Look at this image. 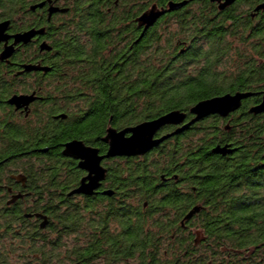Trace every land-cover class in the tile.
I'll return each mask as SVG.
<instances>
[{"label":"flooded vegetation","instance_id":"flooded-vegetation-1","mask_svg":"<svg viewBox=\"0 0 264 264\" xmlns=\"http://www.w3.org/2000/svg\"><path fill=\"white\" fill-rule=\"evenodd\" d=\"M196 1L210 2L0 0V264L20 262L24 256L22 253L27 251L22 241L29 238L38 242L42 240L51 252L46 256L48 259L41 261V256L29 254L32 252L29 247L26 258L30 264H78L77 261L69 263L64 249L60 250L59 259L54 258L56 255L52 252L51 245L56 241L64 245L68 242L64 222L69 210L87 203L111 205L115 200L127 204V197L122 198L113 188L115 165L127 163V159L141 162L155 152L153 149L142 156L107 157L110 150L108 131L123 130L111 125L104 132L100 131V124L94 116L95 107L101 104L99 91L104 85L110 87V73L127 67V56H115V51L116 47L125 50L129 23L140 35L156 30L161 42L159 70L167 66L164 72H169L170 67L174 70L179 67L180 61L187 59L196 45H206L211 29L209 22L199 30L195 29ZM245 1L237 0L224 10V32L232 43H239L232 39L233 24L243 27L247 23L248 29L239 30L240 35L245 33L247 40L256 28L259 13L255 12L256 8L244 7ZM210 3L219 9L218 3ZM172 4L184 6L168 11ZM152 9L162 15L152 28L145 30L137 20ZM234 11L237 13L231 16ZM233 18L235 21H231ZM245 18L251 20L245 22ZM169 28L175 32L171 36ZM94 35L102 37L101 46L94 43ZM84 46L88 48L86 53L83 52ZM240 46L241 43L235 46L236 51ZM72 50L76 51L73 55L69 53ZM90 65L94 66L95 74L92 85L84 79ZM67 93L75 94L69 96ZM251 97L242 101L238 111L226 117L212 115L200 122L214 118L213 133L220 134L214 137L218 144L212 147L210 158L220 157L226 163L242 160L244 170L256 178L252 181L253 186L264 188V153L257 150L255 155H245L242 131L236 134L237 142L233 138L222 139L220 133L231 131L232 117L241 113L243 104ZM184 114L186 120L183 124L163 127L155 140L171 135L167 133H176L195 119L191 112ZM198 123L186 130L193 129ZM72 143H80L99 160L98 172L85 167L83 158L76 159L67 154V146ZM216 147H229L233 152L214 154ZM233 172L229 174V180L241 185L242 191L246 177L236 171L235 180ZM177 173L176 168L171 169L169 174L161 176V181L165 185L174 182L184 187ZM224 176L228 179V174ZM90 178H97L95 190L91 194L77 192L84 184L90 183ZM244 194L249 195V192L241 195ZM101 213L96 212L97 220L103 222L97 231L100 237L106 230L105 225L110 231L114 226L113 211L107 213L104 221ZM103 258L98 256L96 264H102Z\"/></svg>","mask_w":264,"mask_h":264},{"label":"trees","instance_id":"trees-1","mask_svg":"<svg viewBox=\"0 0 264 264\" xmlns=\"http://www.w3.org/2000/svg\"><path fill=\"white\" fill-rule=\"evenodd\" d=\"M195 5V29L209 22L211 36L206 45H196L192 54L180 61L175 70L170 67L169 72H164L167 66L159 70L161 42L156 30L140 35L128 22L127 46L125 50L116 47L115 51V56H127V67L110 73V87L104 85L99 91L101 104L95 107L94 116L100 131L111 125L124 131L172 112L190 114L202 101L252 94L241 113L232 117L231 131L220 133L222 139L236 141V134L242 131L245 155H255L257 150L262 154L264 114L255 116L248 111L261 102L264 92V10L258 12L249 40L245 33H239L240 29H248L247 23L243 27L232 25V39L242 45L236 51L239 43H232L224 32L226 12L206 1H196ZM243 5L255 9L264 5V0H247ZM249 20L245 18V22ZM169 30L171 36L174 29ZM93 37L94 43L101 46L102 37ZM87 51L84 46L83 52ZM93 68L90 65L89 74H84L90 85L95 79ZM213 119L178 135L167 133L171 137L141 162L127 159V163H117L113 188L122 198L127 197V204L115 200L111 205L73 206L64 222L67 246L59 240L52 244L54 258L59 259L60 250L64 249L69 263L78 264H96L98 256L104 257L102 264H217L219 255L224 257L219 264H238L234 258L240 255L245 260L242 264H264V188L253 186L256 178L244 170L242 160L226 163L220 157L210 158L212 147L218 144L214 137L220 135L213 133ZM174 168L184 187L161 181V176ZM231 171L235 180L236 171L248 178L242 191L241 185L229 180ZM227 174L228 179L223 178ZM248 192L249 195H241ZM195 208L200 209L199 213L186 221ZM109 211L114 213L113 231L104 224L105 232L97 236L103 222L97 220L96 212H102L100 217L104 221ZM22 242L27 251L22 253L21 261L5 264H30L26 258L29 247L30 255L41 256V261L48 259L51 252L42 240L29 238Z\"/></svg>","mask_w":264,"mask_h":264},{"label":"water","instance_id":"water-1","mask_svg":"<svg viewBox=\"0 0 264 264\" xmlns=\"http://www.w3.org/2000/svg\"><path fill=\"white\" fill-rule=\"evenodd\" d=\"M212 3H218L219 10L223 11L237 0H208ZM224 1V2H223ZM184 5H175L172 4L168 11H176L183 7ZM264 10V5L258 6L255 9V12ZM162 14L157 13L155 9L145 13L141 16L137 21L140 27L145 26V30L151 28L157 21V19ZM252 94H236V95H226L223 97L213 98L211 100L202 101L198 103L192 110L191 114L195 116L190 123L184 126L181 130H178L176 133L178 134L183 130L188 129L192 125L202 121L205 118H208L212 115H220L222 117H226L230 113L236 112L241 108L242 101L251 97ZM250 114L253 115H261L264 114V93H262V102L260 105L252 108L249 111ZM186 115L181 112H172L169 113L162 118L140 124L134 128L127 129L121 132L110 129L108 131L107 141L110 143V150L107 157H135L142 156L154 148L159 147L164 141L169 139L171 135L165 136L159 140H155L156 134L165 126L174 125L178 126L185 122ZM68 152L67 154L70 157L74 158H83L86 163L84 166L89 168V170L98 172L99 171V160L88 153L87 149H84L80 143H72L67 146ZM233 151L229 150V147H216L213 150L214 154L226 155ZM103 173V170H101ZM90 183L88 185H83L81 189L77 192H82L85 194H91L93 190H95L97 178H90ZM200 209L195 208L191 211L185 218L186 221L191 220L194 215L199 213Z\"/></svg>","mask_w":264,"mask_h":264},{"label":"rangeland","instance_id":"rangeland-1","mask_svg":"<svg viewBox=\"0 0 264 264\" xmlns=\"http://www.w3.org/2000/svg\"><path fill=\"white\" fill-rule=\"evenodd\" d=\"M198 244H201V242L199 241ZM223 259H224V257L219 255V258L217 259V264H219ZM243 259H244V257H241V255L239 256V258H237V257L234 258V260L237 261L238 264H242V262L245 261Z\"/></svg>","mask_w":264,"mask_h":264}]
</instances>
